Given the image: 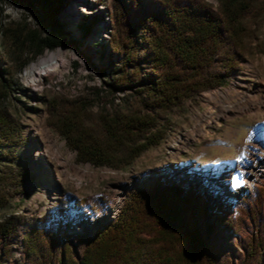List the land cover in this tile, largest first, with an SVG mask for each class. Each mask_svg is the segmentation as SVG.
Returning <instances> with one entry per match:
<instances>
[{
  "label": "rangeland",
  "instance_id": "rangeland-1",
  "mask_svg": "<svg viewBox=\"0 0 264 264\" xmlns=\"http://www.w3.org/2000/svg\"><path fill=\"white\" fill-rule=\"evenodd\" d=\"M65 1L58 23L68 35V45L20 68L22 62L10 52L4 32L16 24L35 29L38 16L24 0H0V93L3 81L10 85L8 97L0 99V111L4 108L20 130L12 147L0 149V224L11 217L25 221L8 246L0 240V254H7L2 264H50V244L28 254L25 237L35 228L49 239L61 231L63 245L78 260L98 230L118 219L130 194L156 179L185 182L206 197L205 228H210L209 242L225 264H264V15L247 18L245 56L225 86L157 117L165 122L166 139L131 166L114 170L80 162L53 128L52 113L85 103L94 124L101 114H145L143 92L151 82L146 60L142 82L133 90L114 92L109 84L122 62L111 48L129 44L125 20L136 18L124 7L133 9L134 2L150 0ZM178 1L186 6L201 0ZM202 2L218 12V0ZM139 35L138 57L147 59L144 34ZM59 51L65 65L41 79L40 87L30 86L27 71ZM228 106L235 107L233 113L226 112ZM235 182L248 183L236 196ZM257 242L263 249L253 254L251 246ZM63 247L51 264H60Z\"/></svg>",
  "mask_w": 264,
  "mask_h": 264
},
{
  "label": "trees",
  "instance_id": "trees-1",
  "mask_svg": "<svg viewBox=\"0 0 264 264\" xmlns=\"http://www.w3.org/2000/svg\"><path fill=\"white\" fill-rule=\"evenodd\" d=\"M24 1L37 13L38 26L29 29L28 25L16 24L4 32L10 52L16 53L22 62L20 68L47 51L68 45V35L58 23L66 1ZM218 2V12L202 0L186 6L178 0L134 2L129 10L125 5V13L131 14L133 10L136 18L134 21L130 15L125 20L131 31L129 44L111 48L113 54L122 56V62L121 67L113 70L109 86L114 92L133 90L142 82V60H146L151 69V82L142 100L146 112L101 114L94 124L85 103L72 110L57 108L52 113V126L77 153L80 162L114 170L131 166L166 139L165 122H159L157 117L188 100H196L206 91L225 86L245 56L247 18L262 17L264 1ZM139 31L149 50L147 59L138 57L142 40L141 35L136 36ZM4 82L1 100L8 97L10 90ZM1 110L0 149L12 147L20 132L11 115L4 108ZM207 209L206 197L194 187L182 181L156 179L130 194L118 219L98 230L78 260L63 245L61 231L50 234L49 239V234L35 228L28 231L25 241L31 256L43 244H50V264L57 261L59 246H64L60 264H225L209 242L211 230L204 223ZM24 223L21 217H11L0 224L3 246L20 235ZM251 248L253 254L263 249L258 242ZM6 255V251L0 254V264Z\"/></svg>",
  "mask_w": 264,
  "mask_h": 264
},
{
  "label": "bare ground",
  "instance_id": "bare-ground-1",
  "mask_svg": "<svg viewBox=\"0 0 264 264\" xmlns=\"http://www.w3.org/2000/svg\"><path fill=\"white\" fill-rule=\"evenodd\" d=\"M65 56L62 53V51L59 52H53L51 54H48L46 57L42 58L39 62L35 63L26 73V78L30 86L32 87H40V80L44 77H50V75H53L54 73H57L60 71V68L65 65ZM235 110L234 106H228L226 108V112L233 113ZM254 167L256 168V163L254 164ZM252 169H250L247 173L250 175ZM252 175V174H251ZM247 185H242L237 182L234 183L232 189H233V195H238L241 190Z\"/></svg>",
  "mask_w": 264,
  "mask_h": 264
}]
</instances>
